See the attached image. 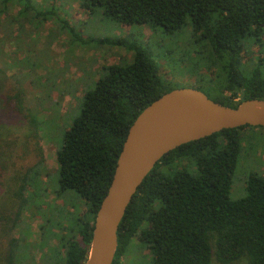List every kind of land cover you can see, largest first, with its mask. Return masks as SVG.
Segmentation results:
<instances>
[{
  "label": "trees",
  "instance_id": "16d2710c",
  "mask_svg": "<svg viewBox=\"0 0 264 264\" xmlns=\"http://www.w3.org/2000/svg\"><path fill=\"white\" fill-rule=\"evenodd\" d=\"M47 1L50 3L44 8L35 0H0V74L6 75L7 70L6 43L13 42L21 49L20 38L14 40L8 34L21 22L39 30L43 23L54 20L71 42L83 41L81 33L60 14L57 0ZM82 5L91 14L102 9L121 25L147 24L181 35L189 29L192 49L186 58L194 52L196 59L182 71L195 78V83L180 86L163 79L160 65L136 41L100 40L126 48L132 60L105 68L95 87L84 94L81 113L66 130L56 153V196L65 198L72 207L83 200L88 211L77 219L76 232L60 236L62 250L55 254V264H85L96 213L129 129L144 108L181 87L197 88L230 107L247 99L264 100V0H82ZM251 39L260 43L262 52L253 67L243 62L244 44ZM3 86L2 80L0 91ZM16 97L20 98L19 94ZM246 129L264 127L225 129L177 147L155 165L120 223L113 264H119L135 237L150 251L152 264H214L215 258L221 264L241 259L264 264V175L252 173L246 183L247 194L231 197L232 178L244 143L256 144L244 136ZM2 130L0 136L6 135ZM0 139V184H8L0 196V234L9 243L17 227L16 217L33 200L25 195L26 186L40 187L44 157L41 155V161L26 171H14L6 178L3 174L9 168L1 156L9 141ZM183 161L188 165L175 167ZM31 260L27 249L10 254L7 248L0 256V264H27Z\"/></svg>",
  "mask_w": 264,
  "mask_h": 264
},
{
  "label": "rangeland",
  "instance_id": "374dc122",
  "mask_svg": "<svg viewBox=\"0 0 264 264\" xmlns=\"http://www.w3.org/2000/svg\"><path fill=\"white\" fill-rule=\"evenodd\" d=\"M35 2L44 8L50 3L47 0ZM56 6L81 33L83 41L71 42L62 25L54 20L43 23L39 30L21 22L22 26H13L8 31L9 38H20L21 49L13 46V42L6 43L7 70L6 75L0 74V81H4L0 91V129L6 132L0 138L6 137L9 141L1 156L6 158L9 168L3 175L7 178L13 176L14 171L24 172L41 161V155L44 157L38 179L40 187L26 186L25 195L33 200L16 217L17 227L11 233L9 243L0 234V256L7 252V248L10 254H20L27 249L33 258L27 264H55V254L62 250L60 236L76 232L79 227L77 219L88 211V205L82 199L72 207L65 198L56 196V153L62 146L66 130L81 113L84 94L95 87L105 68L132 60V53L126 48L100 40L136 41L160 65L163 79L180 86L195 83V78L182 71L185 66L193 65L196 59L194 52L186 58L191 47L189 29L181 35L179 32L166 33L160 27L153 29L147 24L121 25L107 17L102 9H98L97 14L89 13L82 0H57ZM259 44L252 39L245 42L244 63L248 62L252 67L257 64L262 55ZM202 70L208 73L206 69ZM18 94L20 98L16 97ZM16 101L22 104L19 106ZM244 136L256 144L248 146L244 143L245 150L232 178L231 197L234 199L247 194L246 183L252 173L264 175V129H246ZM0 148L2 151L1 144ZM186 165L188 162L183 161L175 167ZM4 185L8 186L7 183ZM4 187L0 184V196ZM213 263L221 264L216 258ZM22 264L25 263L22 261ZM119 264H152V255L135 237L127 253L120 256ZM229 264L249 262L241 259Z\"/></svg>",
  "mask_w": 264,
  "mask_h": 264
},
{
  "label": "water",
  "instance_id": "95a60500",
  "mask_svg": "<svg viewBox=\"0 0 264 264\" xmlns=\"http://www.w3.org/2000/svg\"><path fill=\"white\" fill-rule=\"evenodd\" d=\"M264 127V100L223 105L194 87L166 92L134 120L94 221L85 264H113L120 223L155 165L177 147L225 129Z\"/></svg>",
  "mask_w": 264,
  "mask_h": 264
}]
</instances>
